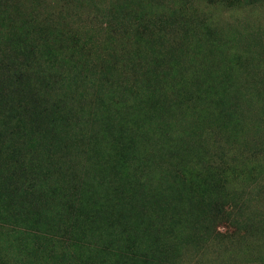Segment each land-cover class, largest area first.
Wrapping results in <instances>:
<instances>
[{
  "label": "rangeland",
  "instance_id": "obj_1",
  "mask_svg": "<svg viewBox=\"0 0 264 264\" xmlns=\"http://www.w3.org/2000/svg\"><path fill=\"white\" fill-rule=\"evenodd\" d=\"M0 264H264V0H0Z\"/></svg>",
  "mask_w": 264,
  "mask_h": 264
}]
</instances>
